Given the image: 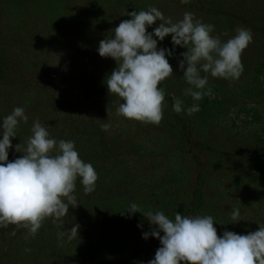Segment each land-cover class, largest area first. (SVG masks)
<instances>
[{"label":"rangeland","instance_id":"obj_1","mask_svg":"<svg viewBox=\"0 0 264 264\" xmlns=\"http://www.w3.org/2000/svg\"><path fill=\"white\" fill-rule=\"evenodd\" d=\"M121 1L0 0V123L15 107H23L29 118L27 123L20 122L17 136L11 138L9 160L22 155L15 145H25L33 121L39 118L53 138L75 141L81 159L98 173L95 189L104 184L140 195L150 187L157 193L183 190L192 181L191 166L163 121L156 126L118 115L122 100L109 94L105 83L116 61L101 57L97 49L100 40L114 35L122 20L130 19ZM134 5L138 11L155 6L173 22L192 12L213 24V34L223 41L235 35L238 27L250 28L253 42L242 54L244 72L239 79L209 75L212 94L194 101L185 92L189 85L179 68L180 53L186 49L176 46L174 54L166 57L174 73L161 84L170 106L166 112L173 110V94L184 101L181 114L187 119L199 115H188V107L206 105L205 124L197 122V131L213 136L225 148L240 144L258 129V134L264 132V34L252 28V24L264 26V0H189L187 4L134 0ZM159 23L147 30L153 31ZM156 39L158 48H173L171 35L163 41ZM105 123L111 125L107 131L101 128ZM214 161L207 177L209 203L204 213L214 217L218 235L225 230L237 234L258 230L264 223V164ZM171 174L177 175L175 182H170ZM180 199L168 210L183 213ZM84 200L63 217L64 229L80 225L79 236L71 241L67 236L58 239L62 229L52 218L43 222L34 237L24 228L12 235L15 225L0 227V264H147L154 258L160 241L143 238L154 226L142 213L130 218L121 215L130 207L127 204L100 213L92 209V201ZM133 203L142 212L156 210L135 197ZM234 208L240 210L238 222L231 220ZM167 216L174 219L172 214Z\"/></svg>","mask_w":264,"mask_h":264},{"label":"clouds","instance_id":"obj_2","mask_svg":"<svg viewBox=\"0 0 264 264\" xmlns=\"http://www.w3.org/2000/svg\"><path fill=\"white\" fill-rule=\"evenodd\" d=\"M181 3L187 4L189 0ZM125 15L130 19L122 20L114 28V35L100 40L97 49L101 57L116 61L105 83L109 94L122 100L116 110L120 116L156 126L161 123L167 93L159 85L174 73L166 57L174 54L176 46L186 49L180 53L183 59L179 68L189 85L185 92L194 101L212 94L209 75L237 80L244 72L241 57L253 42V32L248 27L236 28L235 35L223 41L213 34V24L192 12H185L176 22L155 6ZM157 21L159 25L149 32L148 27ZM169 35L173 48H158L156 38L163 41ZM173 100V111L182 113L184 101L174 94ZM199 110V105L193 104L187 108V114ZM28 119L23 107H15L0 123V227L15 225L12 235L24 228L34 237L43 222L52 218L62 229L58 239L67 236L71 241L79 236L80 225L64 229L63 217L70 207L79 205L74 194L77 181L83 185L84 193L90 194L96 188L98 173L91 163L81 159L74 140L53 138L39 118L33 121L25 145H15V151L22 155L10 161L11 138L17 136L20 122L27 123ZM110 127L109 123L101 125L104 131ZM124 210L121 215L130 218L140 212L154 226L142 234L143 238L155 237L161 246L147 264H264V223L247 234L225 230L218 235L211 215H185L177 211L171 219L160 210L142 212L135 203ZM240 217V210L232 209V222L240 221Z\"/></svg>","mask_w":264,"mask_h":264},{"label":"trees","instance_id":"obj_3","mask_svg":"<svg viewBox=\"0 0 264 264\" xmlns=\"http://www.w3.org/2000/svg\"><path fill=\"white\" fill-rule=\"evenodd\" d=\"M121 5L124 14H126V12L138 11L134 5V0H122ZM226 13L232 18H237V16L229 14L227 11ZM127 17L130 18L129 16ZM252 25H254L252 28L255 31L257 30L264 34V26H257L256 24ZM1 66L2 58L0 57V69L2 68ZM159 87H163L162 84H160ZM165 104L166 106L164 108V116L162 119L163 125L167 132H170V134L176 139L181 151L188 157L193 174L190 184L183 190L172 189L171 192L161 190L162 193H157V190L154 187H150L141 192V195L131 193L128 190L124 192L116 186L114 187L103 184L102 188H97L92 193L85 194L83 191V185H81L78 180L76 191L74 193L79 203L77 207H80L83 203L82 198H84V201L87 202V204L90 201L93 202L92 209L104 213V210H110L116 206L120 208L123 204L130 206L135 197L144 201V204L149 207L163 211L166 215L170 214L171 216L172 214L174 216L175 212H171L168 208L176 198H183V195L179 196V194L184 193L185 199H180L183 200L182 204H180V209L182 208L183 214L208 215L207 213H204L207 210L209 203L206 183L208 174L212 170L210 165H212L214 159H225L231 164H264V132H262L263 134H258V129L255 134H252L240 144H237L232 148H225L222 143L213 136H208V133L203 134L197 131V122H199V124H205L203 119L206 112L204 113L203 109H205L206 105L201 104L200 110L197 112L199 115L191 120L184 117L181 113L177 114L173 110L166 112L168 107H170L167 104L166 99ZM260 122L261 121L259 120L257 121V123ZM203 156L205 158H203ZM176 179V174H171L169 176L170 182H175Z\"/></svg>","mask_w":264,"mask_h":264}]
</instances>
